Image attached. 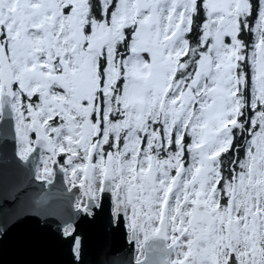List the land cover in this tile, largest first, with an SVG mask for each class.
<instances>
[{
    "label": "snow or ice",
    "instance_id": "1",
    "mask_svg": "<svg viewBox=\"0 0 264 264\" xmlns=\"http://www.w3.org/2000/svg\"><path fill=\"white\" fill-rule=\"evenodd\" d=\"M5 108L135 264H264V0H0Z\"/></svg>",
    "mask_w": 264,
    "mask_h": 264
},
{
    "label": "water",
    "instance_id": "2",
    "mask_svg": "<svg viewBox=\"0 0 264 264\" xmlns=\"http://www.w3.org/2000/svg\"><path fill=\"white\" fill-rule=\"evenodd\" d=\"M0 126L7 137L0 157V264H73L71 241L60 237L65 226L82 237L80 264H135L124 226L109 228L105 210L92 209L95 218L89 219L75 209L78 192L68 190L60 167L51 184L36 181L40 149L24 164L15 157L10 108Z\"/></svg>",
    "mask_w": 264,
    "mask_h": 264
},
{
    "label": "rangeland",
    "instance_id": "3",
    "mask_svg": "<svg viewBox=\"0 0 264 264\" xmlns=\"http://www.w3.org/2000/svg\"><path fill=\"white\" fill-rule=\"evenodd\" d=\"M41 160V159H40ZM40 166V162H39V164H38V167ZM38 167H37V169H38ZM53 178V177H52ZM64 180H65V175H64ZM65 184L67 185V183H66V180H65ZM67 187H68V185H67ZM78 198V197H77ZM76 201H77V199H76ZM76 201H75V205H76ZM76 207V206H75Z\"/></svg>",
    "mask_w": 264,
    "mask_h": 264
},
{
    "label": "built area",
    "instance_id": "4",
    "mask_svg": "<svg viewBox=\"0 0 264 264\" xmlns=\"http://www.w3.org/2000/svg\"><path fill=\"white\" fill-rule=\"evenodd\" d=\"M126 232H127V230H126ZM127 236L129 237V234L128 233H127ZM134 251H135V255H136V245H135V243H134Z\"/></svg>",
    "mask_w": 264,
    "mask_h": 264
},
{
    "label": "bare ground",
    "instance_id": "5",
    "mask_svg": "<svg viewBox=\"0 0 264 264\" xmlns=\"http://www.w3.org/2000/svg\"><path fill=\"white\" fill-rule=\"evenodd\" d=\"M74 251H75V249H74Z\"/></svg>",
    "mask_w": 264,
    "mask_h": 264
}]
</instances>
